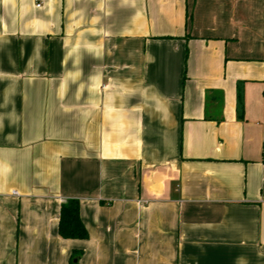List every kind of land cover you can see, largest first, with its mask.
Wrapping results in <instances>:
<instances>
[{
    "label": "crops",
    "instance_id": "obj_1",
    "mask_svg": "<svg viewBox=\"0 0 264 264\" xmlns=\"http://www.w3.org/2000/svg\"><path fill=\"white\" fill-rule=\"evenodd\" d=\"M0 264H264V0H0Z\"/></svg>",
    "mask_w": 264,
    "mask_h": 264
},
{
    "label": "trees",
    "instance_id": "obj_2",
    "mask_svg": "<svg viewBox=\"0 0 264 264\" xmlns=\"http://www.w3.org/2000/svg\"><path fill=\"white\" fill-rule=\"evenodd\" d=\"M237 111L242 113V96L237 91ZM58 234L63 239L84 240L87 232L79 219V203L77 200H68L60 208Z\"/></svg>",
    "mask_w": 264,
    "mask_h": 264
},
{
    "label": "built area",
    "instance_id": "obj_3",
    "mask_svg": "<svg viewBox=\"0 0 264 264\" xmlns=\"http://www.w3.org/2000/svg\"><path fill=\"white\" fill-rule=\"evenodd\" d=\"M40 5H37V7H39ZM14 196H16L17 195V193H12Z\"/></svg>",
    "mask_w": 264,
    "mask_h": 264
}]
</instances>
